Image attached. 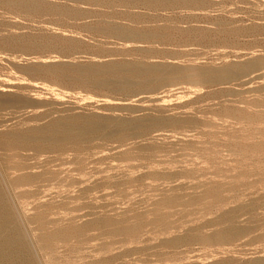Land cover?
<instances>
[{
    "label": "rangeland",
    "instance_id": "1",
    "mask_svg": "<svg viewBox=\"0 0 264 264\" xmlns=\"http://www.w3.org/2000/svg\"><path fill=\"white\" fill-rule=\"evenodd\" d=\"M253 2L0 0V264H264Z\"/></svg>",
    "mask_w": 264,
    "mask_h": 264
},
{
    "label": "bare ground",
    "instance_id": "2",
    "mask_svg": "<svg viewBox=\"0 0 264 264\" xmlns=\"http://www.w3.org/2000/svg\"><path fill=\"white\" fill-rule=\"evenodd\" d=\"M138 1V0H137ZM150 1V0H149ZM194 1V0H193ZM196 1V0H195ZM198 1V0H197ZM204 1V0H203ZM233 1V0H232ZM249 3H250V6L251 5H253L254 4V2H253V0H247ZM256 2L258 1V2H261V1H263V0H255ZM107 2V1H106ZM120 2V1H119ZM200 2H202V1H200ZM217 2V1H216ZM228 2V1H227ZM241 2V1H240ZM252 2H253V4H252ZM143 3V2H142ZM203 3V2H202ZM206 3V2H205ZM212 3H213V0H212ZM215 3V2H214ZM233 3V2H232ZM248 3V4H249ZM262 4H263V2H261ZM261 3H257V4H261ZM103 4V3H102ZM163 4V3H162ZM200 4V3H199ZM218 4V3H217ZM27 5V4H26ZM109 5V4H108ZM194 5V4H193ZM196 5H197V2H196ZM224 5V4H223ZM231 5V4H230ZM235 5V4H234ZM20 6H21V4H20ZM202 6V5H201ZM259 6V5H258ZM26 7V6H25ZM203 7V6H202ZM213 7V6H212ZM255 7V6H254ZM262 7H263V5H262ZM22 8V7H21ZM206 8V7H205ZM243 8V7H242ZM246 8V7H245ZM257 8H260V7H257L256 6V9ZM34 9V8H33ZM207 9V8H206ZM222 9V8H221ZM237 9H238V7H237ZM261 9V8H260ZM259 9V10H260ZM240 10H242V9H240ZM236 11V10H235ZM254 11V10H253ZM218 14V13H217ZM259 14H261L262 15V17L264 18V11H258V17H259ZM258 20V19H257ZM142 24V23H141ZM230 27H233V26H230ZM237 27V26H236ZM227 28V27H226ZM257 29V28H259V29H262V30H264V22L262 21L261 23H253V24H250V25H248L247 27H246V29H251V32H252V29ZM239 29V28H238ZM226 30V29H225ZM228 30H230V29H228ZM262 30H260L259 32H261ZM233 31V30H232ZM245 31V30H244ZM127 32V31H126ZM126 32H124V33H126ZM133 32V31H132ZM254 32V31H253ZM255 32H258V29H257V31L255 30ZM122 33V32H121ZM130 32H128V34H129ZM248 33V32H247ZM263 33V32H262ZM193 34V33H192ZM126 36V35H125ZM141 36V35H140ZM139 37V36H138ZM148 37V36H147ZM132 38V37H131ZM133 39V38H132ZM257 39V38H256ZM145 40V39H144ZM251 40H253V39H251ZM129 43H130V41H128ZM133 43V42H132ZM256 43V42H255ZM263 43V42H262ZM254 44V43H253ZM248 45V44H247ZM246 46V45H245ZM252 47V46H251ZM252 49H253V47H252ZM250 50V49H249ZM258 57V56H257ZM252 60V59H251ZM256 60V58L254 59V61ZM253 61V60H252ZM256 62V61H255ZM257 62H258V59H257ZM261 62V61H260ZM260 64V63H259ZM258 63H245V64H242V65H238V64H234V67H241L240 69L242 70V72H245L246 74H245V76L247 75V74H254L255 75V73H257L258 72V70H259V67H260V65H259ZM262 64H264V63H262ZM115 65V64H114ZM232 65H233V63H232ZM106 66V65H105ZM148 66V65H147ZM154 66V65H153ZM156 66V65H155ZM230 66V65H229ZM262 66V65H261ZM145 67H146V65H145ZM149 67V66H148ZM152 67V66H151ZM225 67V66H224ZM223 67V68H224ZM232 67V66H231ZM263 67V66H262ZM72 68V67H71ZM133 68V67H132ZM222 68V67H221ZM223 68L221 69V70H213V72L211 71V74L212 75H214V76H216V77H218V78H230V77H232V76H235V75H233V72L232 71H229V69L231 70L232 68H229V69H227V67H226V70H223ZM264 68V67H263ZM141 69V68H140ZM144 69V68H143ZM146 69V68H145ZM149 69V68H148ZM152 69V68H151ZM156 69V68H155ZM170 69V68H169ZM210 69V68H209ZM212 69V68H211ZM264 70V69H263ZM134 71V70H133ZM132 71V72H133ZM136 71V70H135ZM142 71V70H141ZM166 71V70H165ZM174 71V70H173ZM190 71V70H189ZM196 71V70H195ZM202 71V70H201ZM234 71V70H233ZM151 72H152V70H151ZM155 72V71H154ZM176 72H178V71H176ZM175 72V73H176ZM199 71L197 70V72H194V73H186L185 71H179V73H181L183 76H185V77H187L188 79L189 78H191V80H201V79H203L202 78V75L203 74H201L200 72L198 73ZM206 72V71H205ZM208 72H210L209 70H208ZM111 73V72H110ZM142 73V72H141ZM149 73V72H148ZM32 74V73H31ZM50 74V73H49ZM159 74V73H158ZM157 74V75H158ZM210 74V75H211ZM109 75V73L107 74V76ZM137 75V74H136ZM139 75V74H138ZM148 75H150V74H148ZM151 75H152V73H151ZM155 75V74H154ZM154 75H152V76H154ZM162 75V74H161ZM48 76V75H47ZM79 76V75H78ZM147 76V75H146ZM156 76V75H155ZM171 76V75H170ZM204 76V75H203ZM244 76V77H245ZM52 77V76H51ZM129 77V76H128ZM263 77H264V75H263ZM136 78V77H135ZM253 79H254V77H252ZM257 78V77H256ZM143 79V78H142ZM156 79V78H155ZM171 79V78H170ZM226 79H224V80H226ZM261 79V78H260ZM154 80V79H153ZM164 80V79H163ZM175 80V79H174ZM227 80H229V79H227ZM242 80V79H241ZM263 80V79H262ZM159 81V80H158ZM161 81V80H160ZM245 81V80H244ZM166 82V81H165ZM169 82V81H168ZM167 82V83H168ZM203 82V81H202ZM235 82V81H234ZM233 82V83H234ZM248 82V81H247ZM128 83V82H127ZM195 83V82H194ZM197 83V82H196ZM205 83V82H204ZM83 84V83H82ZM144 84V83H143ZM149 84V83H148ZM166 84V83H165ZM191 84H193V83H191ZM190 84V85H191ZM198 84V83H197ZM199 84H201L200 83V81H199ZM203 84V83H202ZM214 84V83H213ZM72 85V84H71ZM174 85V84H173ZM190 85H189V87H190ZM194 86H196V84H193ZM205 85V84H204ZM129 86V85H128ZM172 86V85H171ZM170 86V87H171ZM199 86V85H198ZM201 86V85H200ZM245 86V85H244ZM75 87V86H74ZM82 87V86H81ZM143 87V86H142ZM145 87V86H144ZM192 87V86H191ZM83 88V87H82ZM160 88V87H159ZM168 88V87H167ZM180 88V87H179ZM193 88V87H192ZM103 89V88H102ZM126 90V89H125ZM167 90V89H166ZM193 90V89H192ZM191 90V91H192ZM196 90V89H195ZM201 90V89H200ZM71 91V90H70ZM81 91V90H80ZM162 91V90H161ZM194 91V90H193ZM258 91V90H257ZM260 91V90H259ZM85 92V91H84ZM142 92H143V90H142ZM151 92V91H150ZM70 93V92H69ZM75 93V92H74ZM79 93H81V92H79ZM154 93V92H153ZM166 93V92H165ZM259 93V92H258ZM258 93H257V95H258ZM148 94V93H147ZM160 94H161V92H160ZM254 94V93H253ZM69 95V94H68ZM77 95V94H76ZM80 95V94H79ZM142 95V94H141ZM154 95V94H153ZM93 96V95H92ZM123 96V95H122ZM131 96V95H130ZM129 96V97H130ZM155 96V95H154ZM76 97V96H75ZM85 97V96H84ZM90 97V96H89ZM111 97H112V95H111ZM139 97H141V96H139ZM137 98V97H136ZM236 98V97H235ZM258 99H260V98H258ZM100 100V99H99ZM134 100V99H133ZM234 100V99H233ZM98 101V100H97ZM134 102V101H133ZM262 102H264V101H262ZM130 103V102H129ZM264 106V105H263ZM262 112V111H261ZM62 113V112H61ZM260 114V113H259ZM54 115H56V114H54ZM190 115V114H189ZM264 116V115H263ZM42 117V116H41ZM46 117V116H45ZM44 117V118H45ZM55 118V117H54ZM58 118V117H57ZM173 118V117H172ZM50 119V118H49ZM48 119V120H49ZM78 119V118H77ZM212 119V118H211ZM238 119V118H237ZM60 120V119H59ZM171 120V119H170ZM221 120V119H220ZM63 121V120H62ZM69 121V120H68ZM131 121V120H130ZM192 121V120H191ZM214 121H216V120H214ZM235 121V120H234ZM67 122V121H66ZM71 122H73V120L71 121ZM143 122V121H142ZM172 122V121H171ZM195 122V121H194ZM219 122V121H218ZM255 122V121H254ZM92 123H94V122H92ZM91 123V124H92ZM141 123V122H140ZM198 123V122H197ZM41 124V123H40ZM188 124V123H187ZM261 124V123H260ZM35 125V124H34ZM42 125V124H41ZM87 125H89V124H87ZM117 125V124H116ZM126 125V124H125ZM160 125V124H159ZM169 125V124H168ZM123 126H124V124H123ZM171 126V125H170ZM21 127H23L22 125H21ZM59 127V126H58ZM96 127V126H95ZM95 127H94V129H95ZM122 127V126H121ZM131 127V126H130ZM129 127V128H130ZM163 127V126H162ZM217 127V126H216ZM63 128H65V127H63ZM75 128V127H74ZM91 128H92V126H91ZM97 128H99V126L97 127ZM126 128V127H125ZM149 128H151V127H149ZM70 129V128H69ZM78 129V128H77ZM93 129V130H94ZM139 129V128H138ZM182 129V128H181ZM12 130V129H11ZM84 130V129H83ZM83 130H78V131H76V130H74V129H72V130H59V129H53L52 130V134H56L57 136H60L61 134L63 135V136H68V134H70V131L71 132H73V134L75 133L76 135H78L77 136V139L79 138V136H84V134L86 133L85 131H83ZM96 130H99V129H96ZM137 130V129H136ZM41 131V130H40ZM40 131H39V133H40ZM44 131V130H43ZM122 131V130H121ZM128 131V130H127ZM163 131V130H162ZM28 132V131H27ZM34 132V131H33ZM45 132V131H44ZM46 132H47V130H46ZM45 132V133H46ZM48 132H50V131H48ZM123 132V131H122ZM121 132V133H122ZM132 132V131H131ZM150 132V131H149ZM169 132V131H168ZM186 132V131H185ZM91 133V132H90ZM106 133V132H105ZM184 133V132H183ZM216 133V132H215ZM35 134V133H34ZM38 134V133H37ZM60 134V135H59ZM72 134V135H73ZM125 134V133H124ZM169 134V133H168ZM32 135V134H31ZM48 135H49V133H48ZM61 135V136H62ZM257 135H259V134H257ZM24 136V135H23ZM43 136V135H42ZM70 136V135H69ZM86 136V135H85ZM84 136V137H85ZM114 136V135H113ZM10 137H11V135H10ZM20 137H22V136H20ZM52 137H54V135H52ZM87 137V136H86ZM112 137V136H111ZM1 138V137H0ZM35 138V137H34ZM72 138V137H71ZM127 138V137H126ZM136 138V137H135ZM169 138V137H168ZM249 138V137H248ZM53 139H55V138H53ZM75 139V138H74ZM73 139V140H74ZM130 139V138H129ZM250 139V138H249ZM33 140V139H32ZM50 140V139H49ZM79 140V139H78ZM113 140V139H112ZM47 141V140H46ZM46 141H44V142H46ZM51 141H52V139H51ZM61 141V140H60ZM68 141V140H67ZM122 141V140H121ZM130 141V140H129ZM18 142V141H17ZM24 142V141H23ZM49 142V141H48ZM62 142H60V144H61ZM65 143V142H64ZM230 143V142H229ZM241 143V142H240ZM36 144V143H35ZM52 144V143H51ZM58 144V143H57ZM63 144V143H62ZM15 145V144H14ZM44 145V144H43ZM42 145V146H43ZM46 145V144H45ZM70 145V144H69ZM158 145V144H157ZM76 146H78V145H76ZM94 146V145H93ZM92 146V147H93ZM152 146V145H151ZM211 146V145H210ZM96 147V146H95ZM139 147V146H138ZM157 147V146H156ZM258 147V146H257ZM210 148V147H209ZM28 149V148H27ZM40 149V148H39ZM38 149V150H39ZM76 149V148H75ZM93 149V148H92ZM119 149V148H118ZM121 149V148H120ZM168 150V149H167ZM199 150V149H198ZM206 150V149H205ZM9 151H10V149H9ZM44 151V150H43ZM96 151V150H95ZM99 151V150H98ZM156 151V150H155ZM3 152V151H2ZM114 152V151H113ZM209 152V151H208ZM6 153V152H5ZM26 153V152H25ZM28 153H29V150H28ZM57 153H59V152H57ZM78 153V152H77ZM141 153V152H140ZM150 153H152V152H150ZM211 153V152H210ZM54 154V153H53ZM73 154V153H72ZM102 154V153H101ZM146 154V153H145ZM237 154V153H236ZM32 155V154H31ZM36 155V154H35ZM43 155H44V153H43ZM49 155V154H48ZM200 155V154H199ZM205 155V154H204ZM201 156V155H200ZM24 157V156H23ZM30 157V156H29ZM41 157V156H40ZM164 157V156H163ZM185 157V156H184ZM43 158V157H42ZM99 158V157H98ZM131 158V157H130ZM140 158V157H139ZM152 158V157H151ZM200 158V157H199ZM148 159V158H147ZM157 159V158H156ZM181 159V158H180ZM184 159V158H183ZM196 159V158H195ZM14 161H15V159H13ZM20 160V159H19ZM22 160V159H21ZM26 160V159H25ZM40 160V159H39ZM132 160V159H131ZM137 160V159H136ZM139 160V159H138ZM187 160V159H186ZM193 160V159H192ZM10 161H12V160H10ZM24 161V160H23ZM203 161V160H202ZM122 162V161H121ZM125 162V161H124ZM5 163V162H4ZM29 163V162H28ZM27 163V164H28ZM40 163V162H39ZM21 164V163H20ZM14 165V164H13ZM17 165V164H16ZM29 165V164H28ZM166 165V164H165ZM57 167V166H56ZM7 168H9V167H7ZM11 168V167H10ZM17 168V167H16ZM28 168V167H27ZM23 170H24V168H23ZM29 171V170H28ZM9 172V171H8ZM11 172V171H10ZM17 172H20V171H17ZM22 174V173H21ZM23 175V174H22ZM63 175V174H62ZM67 175V174H66ZM20 176V175H19ZM49 176V175H48ZM18 177V176H17ZM22 177V176H21ZM78 177V176H77ZM137 178V177H136ZM40 179V178H39ZM72 179H74V178H72ZM14 180V179H13ZM34 182V181H33ZM68 182V181H67ZM15 183V182H14ZM41 184V183H40ZM117 184V183H116ZM254 184V183H253ZM24 186V185H23ZM18 187V186H17ZM30 187V186H29ZM33 187V186H32ZM44 187V186H43ZM143 187V186H142ZM207 187V186H206ZM24 188V187H23ZM37 189V188H36ZM186 190V189H185ZM32 194V193H31ZM38 194V193H37ZM150 194H152V193H150ZM178 195V194H177ZM225 195V194H224ZM128 196V195H127ZM152 198V197H151ZM215 198V197H214ZM30 199V198H29ZM137 200V199H136ZM170 200V199H169ZM196 200V199H195ZM175 201H177L176 199H175ZM175 201H173V202H175ZM58 202V201H57ZM148 202V201H147ZM77 203V202H76ZM79 203V202H78ZM187 203V202H186ZM60 204V203H59ZM42 205V204H41ZM180 205V204H179ZM200 207V206H199ZM36 209V208H35ZM48 209V208H47ZM46 209V210H47ZM148 210V209H147ZM236 210H238V209H236ZM33 211V210H32ZM29 213V212H28ZM126 213V212H125ZM115 214V213H114ZM136 214V213H135ZM126 215V214H125ZM130 215V214H129ZM164 215V214H163ZM4 217V216H3ZM80 217V216H79ZM117 217V216H116ZM152 217V216H151ZM4 218H6V217H4ZM210 218V217H209ZM254 219V218H253ZM98 220V219H97ZM99 220H100V218H99ZM158 220V219H157ZM119 221V220H118ZM215 221V220H214ZM221 222V221H220ZM257 222V221H256ZM228 223V222H227ZM222 224V223H221ZM107 227V226H106ZM149 227V226H148ZM237 227V226H236ZM135 229V228H134ZM133 229V230H134ZM213 230V229H212ZM202 232V231H201ZM244 230H243V228H235L232 232H230V233H226L228 236H229V238H235V237H237V236H240V235H243L244 233ZM110 233V232H109ZM214 233V232H213ZM219 233V232H218ZM221 233H222V231H221ZM129 234V233H128ZM212 234V233H211ZM210 234V235H211ZM214 234H216V233H214ZM224 234V233H223ZM17 235V234H16ZM126 235V234H125ZM124 235V236H125ZM15 236V235H14ZM121 236V235H120ZM113 237V236H112ZM126 237V236H125ZM129 237H130V235H129ZM94 238V237H93ZM104 238V237H103ZM184 238V237H183ZM205 238V237H204ZM229 238H227L226 236H223V235H215V236H213L212 235V237H208V235H207V239H208V241H212V242H220L221 243V241H225V240H227V239H229ZM104 239H106V238H104ZM203 239V238H202ZM206 239V238H205ZM103 240V239H102ZM204 240V239H203ZM50 241V240H49ZM128 241V240H127ZM201 241V240H200ZM208 241H206V242H208ZM116 243V242H115ZM167 245H168V243H167ZM173 245V244H172ZM217 245V244H216ZM221 245V244H220ZM224 245V244H223ZM164 246V245H163ZM182 247V246H181ZM151 251V250H150ZM33 261V260H32ZM141 264V263H140Z\"/></svg>",
    "mask_w": 264,
    "mask_h": 264
}]
</instances>
